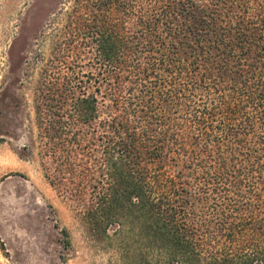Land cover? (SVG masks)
<instances>
[{
	"label": "trees",
	"instance_id": "16d2710c",
	"mask_svg": "<svg viewBox=\"0 0 264 264\" xmlns=\"http://www.w3.org/2000/svg\"><path fill=\"white\" fill-rule=\"evenodd\" d=\"M58 37L49 183L148 264H264V0H71Z\"/></svg>",
	"mask_w": 264,
	"mask_h": 264
},
{
	"label": "rangeland",
	"instance_id": "374dc122",
	"mask_svg": "<svg viewBox=\"0 0 264 264\" xmlns=\"http://www.w3.org/2000/svg\"><path fill=\"white\" fill-rule=\"evenodd\" d=\"M71 0H0V264H148L126 221L107 232L45 177L36 96Z\"/></svg>",
	"mask_w": 264,
	"mask_h": 264
}]
</instances>
